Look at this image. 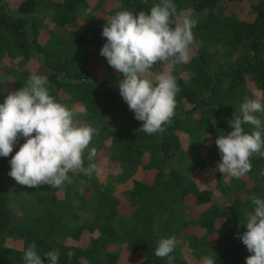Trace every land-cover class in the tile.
Segmentation results:
<instances>
[{"label":"trees","instance_id":"obj_1","mask_svg":"<svg viewBox=\"0 0 264 264\" xmlns=\"http://www.w3.org/2000/svg\"><path fill=\"white\" fill-rule=\"evenodd\" d=\"M157 2L0 0V103L30 75L47 76L51 94L85 109L79 122L98 130L89 148L97 149L99 168L60 189L28 188L8 175L25 139L0 157V264H23L32 242L42 257L59 250V264H168L154 253L170 237L178 241L173 264L192 262L183 249L199 264L208 256L215 264H246L249 251L237 233L246 231L241 223L253 211V194L264 197V157L253 155L252 170L239 179L223 176L215 139L232 131L229 120L249 99V81L264 91V0H175L197 21L198 46L188 64L153 69L170 70L180 92L166 131L147 135L119 94L122 74L100 55L101 33L116 12H147ZM245 6L252 20L235 10ZM30 61L38 65L29 69Z\"/></svg>","mask_w":264,"mask_h":264},{"label":"clouds","instance_id":"obj_2","mask_svg":"<svg viewBox=\"0 0 264 264\" xmlns=\"http://www.w3.org/2000/svg\"><path fill=\"white\" fill-rule=\"evenodd\" d=\"M196 25L190 14L178 10L175 0H158L147 12L120 10L106 18L101 33L106 43L100 55L122 74L119 94L135 119L142 122L139 132L163 133L172 122L180 92L177 77L170 70L152 73L157 66L164 69L190 62L191 50L198 46L193 32ZM50 87L47 76L32 74L22 88L0 103V157H9L19 139H25L11 155L8 175L28 188L60 189L72 183L77 173L92 176L99 172L92 162L97 149L89 148L98 130L79 122L78 114L87 115L85 109L59 102ZM252 97L229 120L232 131L215 139L221 156L217 169L223 176L239 179L252 170L253 155L264 157V120L260 118L264 115V91L256 90ZM245 125L251 131H246ZM251 202L253 211L241 223L246 231L237 233V238L252 253L246 264H264V197L253 194ZM177 243L175 237L160 239L155 256L173 264L171 253ZM45 258L47 264H59V250L42 257L32 242L24 251L23 264H45ZM203 264H215V260L208 256Z\"/></svg>","mask_w":264,"mask_h":264},{"label":"rangeland","instance_id":"obj_3","mask_svg":"<svg viewBox=\"0 0 264 264\" xmlns=\"http://www.w3.org/2000/svg\"><path fill=\"white\" fill-rule=\"evenodd\" d=\"M97 0H90V2H91V4H94L95 2H96ZM248 7V6H247ZM246 6L245 7H242L241 9H235L237 12H238V14L239 15H241V17L243 18V19H248V20H252L253 18H254V16H255V14H253L252 12H249V10H248V8H247ZM193 54V52H192V50H191V55ZM9 63V62H8ZM11 64V63H10ZM28 64V68L30 69V68H33V67H36V65H38V64H35V65H32V62L30 61V62H28L27 63ZM26 64V65H27ZM26 65L24 66V67H26ZM248 89L250 90V95H249V98H253L252 97V93L254 92V91H256V90H259V89H256V86L254 85V83H252L251 81H249V84H248ZM117 170V167H115L114 165L113 166H111L110 167V170L109 171H107V172H105L104 173V176H102L103 178L105 177V175H107L108 173H113V172H115ZM146 179H148L149 181L151 180V178L150 177H148L147 176V178ZM210 181V184H211V186L213 187V188H215V185H216V175H214V174H212V176H211V179L209 180ZM215 196H220L221 194L218 192V191H216L215 192ZM215 198H217V197H215ZM220 201H221V203L222 204H226V203H224V200H223V198L221 197V199H220ZM124 211H128V207H125L124 206V209H123ZM194 212H195V210H193ZM88 240V238L86 237L84 240H83V244H85V242ZM183 252L185 253V255L187 256V259L188 260H192V262L190 263V264H199V262H198V260L196 259V258H193L192 257V255H188V250L187 249H183ZM250 255H252V253H250V252H247V256H250ZM122 263H123V260L121 261ZM126 262L124 261V264H125ZM84 264H88V262H84ZM202 264V263H201Z\"/></svg>","mask_w":264,"mask_h":264}]
</instances>
